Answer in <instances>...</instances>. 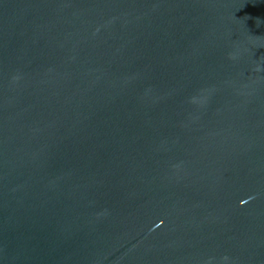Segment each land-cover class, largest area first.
Instances as JSON below:
<instances>
[{
	"label": "water",
	"instance_id": "1",
	"mask_svg": "<svg viewBox=\"0 0 264 264\" xmlns=\"http://www.w3.org/2000/svg\"><path fill=\"white\" fill-rule=\"evenodd\" d=\"M0 264H264V0H0Z\"/></svg>",
	"mask_w": 264,
	"mask_h": 264
},
{
	"label": "clouds",
	"instance_id": "2",
	"mask_svg": "<svg viewBox=\"0 0 264 264\" xmlns=\"http://www.w3.org/2000/svg\"><path fill=\"white\" fill-rule=\"evenodd\" d=\"M225 259H227V258H225Z\"/></svg>",
	"mask_w": 264,
	"mask_h": 264
}]
</instances>
